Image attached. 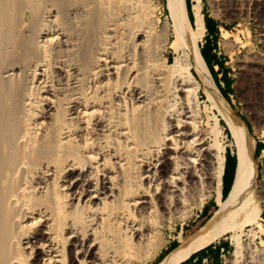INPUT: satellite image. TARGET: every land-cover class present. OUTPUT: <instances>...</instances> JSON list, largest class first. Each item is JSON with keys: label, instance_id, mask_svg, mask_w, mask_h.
<instances>
[{"label": "bare ground", "instance_id": "6f19581e", "mask_svg": "<svg viewBox=\"0 0 264 264\" xmlns=\"http://www.w3.org/2000/svg\"><path fill=\"white\" fill-rule=\"evenodd\" d=\"M247 1L264 16V0ZM165 5L168 24L152 36L154 0H0V264L153 261L165 220L220 193V120L231 187L155 264L228 232L229 264L258 263L241 239L262 212L253 138L201 56L202 0H191L192 23L186 0ZM243 64L264 76V58ZM238 212L244 221L229 222Z\"/></svg>", "mask_w": 264, "mask_h": 264}, {"label": "rangeland", "instance_id": "374dc122", "mask_svg": "<svg viewBox=\"0 0 264 264\" xmlns=\"http://www.w3.org/2000/svg\"><path fill=\"white\" fill-rule=\"evenodd\" d=\"M154 1L156 3L155 15L158 20V26L155 31H152V36L156 35V31L162 32L169 21L165 0ZM245 1L247 0H202V11L204 10L214 21L211 22L212 30L210 33L212 34V38L204 36L200 47L203 45L205 39H207L210 48H214L213 54L224 62L227 78L229 82L232 83L231 89L224 87L226 88L225 91L228 93L230 103L226 101L230 104L232 109L247 122L249 134L251 139L253 138L254 144L256 140L264 144V76L253 72L248 73L243 64V61L250 56L264 58V19H262L264 16L257 17V15L254 14L255 7L253 3ZM234 5L239 6V9L236 7V9L233 8ZM207 33L205 29V35H207ZM172 39L173 37L171 34L170 41H172ZM165 55L171 60L174 55L173 50L168 48ZM214 70L218 74L217 78L220 79L218 66H214ZM220 85L221 87L224 86L222 82H220ZM200 102L201 106L205 104L202 95H200ZM221 126V143L225 146V153L226 150H229V153L234 159L235 154L231 134L225 124ZM225 129H227L229 136L226 135ZM262 152L256 158L258 164V191L260 192L258 205H260L259 207L262 211L258 218L260 226L256 224H245L241 233L244 246L254 248L257 252L255 253L258 254L256 258L259 257L257 258L258 263L261 261L260 264H264V156H262ZM233 166L234 163L230 159L225 170L222 189L223 187H225V190L228 188L232 179ZM213 200L214 192L210 191L209 194L204 197L202 206H193L192 203L197 201L194 198L192 203H190L191 205L188 204L184 209L185 211L183 210L184 212L170 215L164 222L162 229L163 235L160 240L161 246L157 250L153 261L140 260L136 261V264H155L158 262V256L161 252L174 241L179 242L180 238L187 237L213 213L217 207L216 203H214V208L211 209V212L207 216L201 214L204 205H206L204 209L205 212L212 207L211 204H213ZM228 220L235 224L242 223L244 221V215L238 212ZM230 237L231 233L228 232L211 244H217L222 241L228 242V250L223 253L224 255L221 258L222 264H229L230 261V253L233 249ZM162 239L164 240L162 241ZM131 241L132 240H129L127 243L132 245ZM133 253L138 254L136 251Z\"/></svg>", "mask_w": 264, "mask_h": 264}, {"label": "trees", "instance_id": "16d2710c", "mask_svg": "<svg viewBox=\"0 0 264 264\" xmlns=\"http://www.w3.org/2000/svg\"><path fill=\"white\" fill-rule=\"evenodd\" d=\"M186 6H187V10H188V16H189V18H190L189 20H192V14H191V11H190V6H191V2H190V0H186ZM202 14H203V19H204L205 28H206V30H207V32H208L207 35H205V37H208V36H209L210 38H212V34L210 33L211 30H212L211 22H213L214 20H213L212 18H210V17L206 14V12H205L204 10L202 11ZM190 22H192V21H190ZM210 34H211V35H210ZM208 43H209L208 40L205 39L203 45L200 47V53H201V56H202V58H203L205 64L207 65V67H208V69H209V71H210V73H211V75H212V77H213V79H214L216 85L218 86V88H219L221 94H222L223 97H224V98L230 103V99H229L228 93L225 91V89H226V88H227V89H231V84H232V83H230L229 80H228V78H227V72H225L224 62H222L221 60H216V61H214L213 63H211L209 53H212L211 51H212L214 48H210V45H209ZM212 55H213L214 57H216L213 53H212ZM214 66H218V70L220 71V72H219V73H220V79L217 78L218 74H217V72L214 70ZM220 82H222V83L224 84L223 87H221ZM224 87H226V88H224ZM243 120H244V118H243ZM244 121H245V120H244ZM245 122H246V121H245ZM220 123H221V125L223 124V122H222L221 120H220ZM246 124H247V122H246ZM223 126H224V124H223ZM247 126H248V124H247ZM225 133H226V135L229 136V133H228L227 129H225ZM262 149H264V144H262L261 142H259V141L256 140V141H255V151H254V156H255V158H257V157L259 156V154H260V152H261ZM228 154H229V150H226V153H225V165H224V171H223L222 177H223L224 174H225L226 163H227V159H228V156H227V155H228ZM232 157H233V156H232ZM235 164H236V159H235V157H234L233 173H234ZM233 173H232V178H233ZM225 196H226V195L224 194V195H223V198H224ZM204 208H205V207H203L201 214H203V212H204ZM185 238H186V237H185ZM177 244H178L177 241H174L172 244H170V245H169V246H168L163 252L160 253V255L158 256V260H160L161 258H163V257L167 254V252H168L169 250H171L172 248H174ZM220 244H224V243L221 242ZM226 244H227L226 246H227V250H228L229 244H228V242H226ZM209 246H211V245H209ZM209 246H207V247H209ZM225 249H226V248H225ZM158 260H157V261H158Z\"/></svg>", "mask_w": 264, "mask_h": 264}, {"label": "crops", "instance_id": "0c3cea01", "mask_svg": "<svg viewBox=\"0 0 264 264\" xmlns=\"http://www.w3.org/2000/svg\"><path fill=\"white\" fill-rule=\"evenodd\" d=\"M190 2H191V0H190ZM211 52L213 53V50ZM212 53H209L211 63H213L216 60H220V59H218V57H214L212 55ZM263 150L264 149H262L261 152ZM227 156H228V159H227L226 167H227L228 161L230 159L234 163V159H233L232 155L229 153ZM263 160H264V158H263ZM224 165H225V162H224ZM223 171H224V169H223ZM223 171H222V174H223ZM222 174H221L220 193H219L218 196H216L214 194V200L212 202L213 204H211L212 207L207 212H205V210L203 212V214L205 216H207L211 212V209L214 208V206H215L214 203H216V205H217L216 209L218 208L220 201L225 198V197L223 198V195L224 194L227 195V193H228V191H229V189L231 187L232 179H231V181H230V183L228 185L227 190H225V187H223V189H222V186L224 185V183H223L224 182V178H225V174H224L223 177H222ZM205 206L206 205H204V207ZM216 209L213 211V213L216 211ZM212 214L198 228H200L212 216ZM197 229H195L192 233H194ZM192 233L189 234L186 238H188L189 236H191ZM186 238H180V240H183V239H186ZM180 240H179V242H180ZM179 242H178V244H179ZM222 242L224 244H220L221 242H218L217 244H213V245H211L209 247H206V248H203V249L198 250L196 252H193V253L189 254L187 257H185L183 260L179 261L176 264H222V259L221 258L224 255L223 253L227 250V246H226L227 244H226V242H224V241H222ZM178 244L174 248H172L171 250H169L167 252V254L170 253L172 250H174L178 246Z\"/></svg>", "mask_w": 264, "mask_h": 264}]
</instances>
